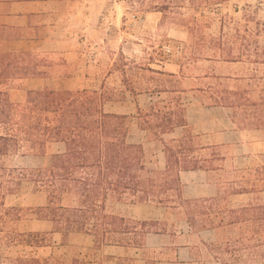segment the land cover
Returning a JSON list of instances; mask_svg holds the SVG:
<instances>
[{
    "label": "trees",
    "instance_id": "obj_1",
    "mask_svg": "<svg viewBox=\"0 0 264 264\" xmlns=\"http://www.w3.org/2000/svg\"><path fill=\"white\" fill-rule=\"evenodd\" d=\"M142 1L148 9L162 13L183 8L179 0ZM189 1L194 4L198 0ZM204 1L216 5L224 0ZM246 55L252 62L264 65V48L256 47ZM67 66L61 57L33 52L0 53V244L47 247L51 246L52 235L58 234L61 244L68 246L70 234H86L92 237L96 250L103 246L143 249L148 234L167 233L166 222L132 219L113 208L115 204H151L181 210L183 221L194 233L214 231V239L202 243L216 262L264 264V201L231 207L221 193L205 198L183 196L181 172L216 170L215 161L224 156L220 154V145L195 144L196 136L188 126V106L180 95L186 91L180 75L148 68L162 75L151 91L157 99L147 111L136 107L141 129L160 142L165 157L163 169L152 170L143 145L131 140V116L105 110V104L115 102L118 96L105 92L103 84L100 89L46 87L27 90L20 101L10 98L8 86L12 81L66 76L56 72ZM218 85L210 106L236 107L240 101L237 91ZM260 87L258 98L264 103V78ZM127 90L134 96L142 93ZM247 117L251 119V113ZM255 126L264 129V114ZM178 128L182 129L180 136L164 139V135ZM53 145L61 147L50 154L49 162L43 166L18 168L2 161L10 155L44 156ZM251 173L233 190L234 194L264 190V168ZM22 182H30L34 193L45 196V203L30 209L6 206L5 196L14 194ZM29 210L36 221L50 223V230L22 231L18 225ZM222 229H236L237 233L222 238ZM104 258L115 264L132 262L128 255L107 254ZM2 264L87 262L79 258L67 263L59 257L19 255L5 257Z\"/></svg>",
    "mask_w": 264,
    "mask_h": 264
},
{
    "label": "rangeland",
    "instance_id": "obj_2",
    "mask_svg": "<svg viewBox=\"0 0 264 264\" xmlns=\"http://www.w3.org/2000/svg\"><path fill=\"white\" fill-rule=\"evenodd\" d=\"M95 1L93 19L89 21L91 28L76 29V37L84 39L77 63L61 67L56 73L64 72L66 76L57 74L45 87L100 89L103 84L105 92L117 94L115 102L105 104V110L131 116V140L143 145L149 167L160 170L165 161L162 146L141 129L136 107L147 111L157 99L151 91L162 75L148 68L180 75L179 80L186 90L180 95L188 106V119L192 122L189 130L196 136L195 144L220 145V154L224 156L215 161L218 168L210 170L208 183L194 178L193 181L200 186L190 187L184 198H205L193 196L197 190L209 192L212 184L213 195L210 197L221 193L231 207L264 201L263 188L261 192L233 193L242 180L251 177V171L264 168V153L258 152L257 145L253 144L264 139V129L255 128L259 116L264 114V103L258 98L264 65L252 62L246 55L256 47L264 48V0H224L216 5H208L204 0L194 1V4L179 0L183 6L181 11L174 9L167 13L148 9L142 0ZM81 21V17L77 18L76 24ZM218 84L237 91L240 101L236 107L210 106ZM128 88L142 93L134 96ZM8 89L13 101H20L25 96L18 81H12ZM248 113H251V119H248ZM241 125L246 126L240 129ZM229 129L238 133L218 137L212 134L213 130L231 132ZM181 132L182 129L178 128L164 135V139L176 138ZM59 146L53 145L44 156L10 155L2 161L18 168L43 166ZM44 203L45 196L34 193L30 182H22L14 194L5 196L6 206L30 209ZM122 208L124 206L119 205L116 211L121 212ZM152 213L155 220L166 222L167 233L149 237L143 249L103 246L96 250L92 247V237L86 234H70L68 246H64L60 236L53 234L51 246L47 247L0 244V264L5 257L19 255L53 256L67 263L72 258H79L87 264H115L104 258L107 254L128 255L132 258L130 264H220L202 243L212 241L214 231H190L181 210L158 207ZM25 214L18 225L22 231L50 230V223L36 221L30 210ZM171 232L174 234L170 235ZM235 233L236 229H222L220 235L226 238Z\"/></svg>",
    "mask_w": 264,
    "mask_h": 264
},
{
    "label": "crops",
    "instance_id": "obj_3",
    "mask_svg": "<svg viewBox=\"0 0 264 264\" xmlns=\"http://www.w3.org/2000/svg\"><path fill=\"white\" fill-rule=\"evenodd\" d=\"M93 4H96L95 0H0V53L33 52L41 56L61 57L68 65H74L77 63V57L82 54L80 47L84 43L83 37H76V29L87 30L91 28L89 21L93 19L91 17ZM105 14L109 16L110 12ZM79 17L82 18V21L76 24ZM55 77L26 78L15 81H18L19 88L26 92L27 90L46 88L45 86L49 84V81L54 80ZM187 120L188 126H190L192 122L188 119V114ZM229 130L232 131L213 130L212 134L214 137H218L232 132L238 133L236 130ZM253 144L257 145L258 152L264 153V139L254 141ZM162 165H165L164 160ZM210 173L211 171L203 170L181 172L183 196L188 195L190 187L200 186L197 185L196 180L193 181L194 178H198L199 181L204 179L205 183H208ZM211 195H213L212 184H210L209 192L203 189L197 190L193 197H210ZM119 205L124 206L121 212L116 211ZM156 208L158 207L148 204H115L113 210L125 217L142 220L154 219L152 212ZM152 236L159 237L161 234H148L146 241ZM109 247L113 249L123 248Z\"/></svg>",
    "mask_w": 264,
    "mask_h": 264
}]
</instances>
